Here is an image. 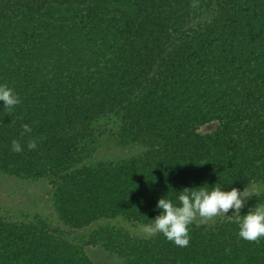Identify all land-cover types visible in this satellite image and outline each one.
Instances as JSON below:
<instances>
[{"label": "trees", "instance_id": "trees-1", "mask_svg": "<svg viewBox=\"0 0 264 264\" xmlns=\"http://www.w3.org/2000/svg\"><path fill=\"white\" fill-rule=\"evenodd\" d=\"M0 85L21 100L0 101V174L49 182L66 226L0 207V264H96L80 229L153 223L185 188L247 187L241 216L264 204V0H0ZM105 139L140 151L107 161ZM238 233L220 216L183 248L104 224L91 238L120 264H264V237Z\"/></svg>", "mask_w": 264, "mask_h": 264}, {"label": "clouds", "instance_id": "clouds-1", "mask_svg": "<svg viewBox=\"0 0 264 264\" xmlns=\"http://www.w3.org/2000/svg\"><path fill=\"white\" fill-rule=\"evenodd\" d=\"M197 4L193 3L192 7ZM0 101L4 107L12 111L21 103L20 98L7 85H0ZM24 133L32 131L28 124L23 126ZM29 150H35L37 140L28 142ZM12 151L21 152L22 146L19 141L13 140ZM189 189L185 188L178 196L179 204H174L164 197L158 200L157 208L162 210L160 215L153 219V223L143 227L145 238L154 237L157 234L163 236L178 247H187L190 243L189 225L194 222L207 224L216 217L224 216L234 219L239 226V237L248 242H259L264 237V204L250 208L246 215L240 214L254 193L247 187L243 191L232 188L230 191H222L216 184L211 191L204 187ZM229 210H234L232 215H227ZM230 249H226V252Z\"/></svg>", "mask_w": 264, "mask_h": 264}, {"label": "rangeland", "instance_id": "rangeland-1", "mask_svg": "<svg viewBox=\"0 0 264 264\" xmlns=\"http://www.w3.org/2000/svg\"><path fill=\"white\" fill-rule=\"evenodd\" d=\"M211 128H213L212 123L204 126L202 130L207 131ZM139 151L138 147L114 145L113 141L105 139L103 147L98 151V156L107 161L116 162ZM132 191H136L135 196H138L144 190L133 187L129 188L128 194L130 195ZM129 195L127 196L129 197ZM0 207L3 213L14 219L43 220L50 227L56 229L66 228L63 221L59 218L60 216L54 205L52 185L44 180L26 181L0 174ZM101 224L107 225L119 232L122 231L123 234L126 233L129 236L145 237L143 227L152 223L141 224L116 217L104 221L96 220L86 226L85 230L80 229V231H85V234L89 235L87 239L90 245V253L96 264H120L118 258L113 259L111 257L112 254L102 247L99 237L91 238L93 231L97 230ZM6 258L8 264L26 263L22 256H7Z\"/></svg>", "mask_w": 264, "mask_h": 264}]
</instances>
